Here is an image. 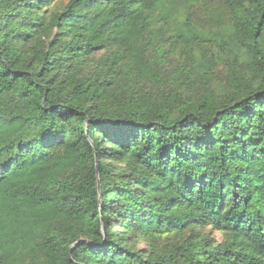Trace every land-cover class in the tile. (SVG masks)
Returning a JSON list of instances; mask_svg holds the SVG:
<instances>
[{"label":"trees","instance_id":"trees-1","mask_svg":"<svg viewBox=\"0 0 264 264\" xmlns=\"http://www.w3.org/2000/svg\"><path fill=\"white\" fill-rule=\"evenodd\" d=\"M0 264H264V0H0Z\"/></svg>","mask_w":264,"mask_h":264},{"label":"rangeland","instance_id":"rangeland-1","mask_svg":"<svg viewBox=\"0 0 264 264\" xmlns=\"http://www.w3.org/2000/svg\"><path fill=\"white\" fill-rule=\"evenodd\" d=\"M92 14H90V16H92V19H94V12H91ZM82 15V14H81ZM83 16H78L77 20L82 19ZM80 21H86V19L84 20H80ZM98 21H101V19H99ZM217 235V234H216ZM218 236V235H217Z\"/></svg>","mask_w":264,"mask_h":264}]
</instances>
